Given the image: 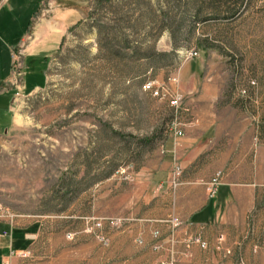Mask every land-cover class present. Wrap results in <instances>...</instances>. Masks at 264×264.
Masks as SVG:
<instances>
[{
  "label": "rangeland",
  "instance_id": "374dc122",
  "mask_svg": "<svg viewBox=\"0 0 264 264\" xmlns=\"http://www.w3.org/2000/svg\"><path fill=\"white\" fill-rule=\"evenodd\" d=\"M88 7L86 0H47L42 14L62 26L87 17L62 42L45 31L35 44L41 16L29 18L39 4L2 6V13L16 12L17 33L33 26L21 59L25 87L0 97V221L27 218L39 230L31 252L15 264H102L111 225L131 222L121 218L132 206L128 185L112 194L107 179L113 173L128 179L156 163L173 123L183 129L199 93L220 95L227 129L239 130L237 151L255 149L251 133L264 149V0H88ZM46 67L47 85L33 92L45 82ZM166 92L182 94L183 104L173 106ZM231 180L238 188L246 182L235 174ZM172 219L175 228L182 222ZM247 220L237 233L258 242V260L252 247L248 264H264V186ZM239 240L221 239L217 247L246 255Z\"/></svg>",
  "mask_w": 264,
  "mask_h": 264
},
{
  "label": "crops",
  "instance_id": "0c3cea01",
  "mask_svg": "<svg viewBox=\"0 0 264 264\" xmlns=\"http://www.w3.org/2000/svg\"><path fill=\"white\" fill-rule=\"evenodd\" d=\"M12 1L7 0L5 4ZM31 1L39 4V8L32 13L29 21L41 16L35 25V44L43 39L45 31L60 34L62 42L71 27L87 17L79 18L72 25L64 23L62 26L42 14L47 0ZM2 6L0 34L4 36L0 38L1 98L8 94L14 95L17 91L10 84L12 51L29 37L33 27L28 26V32L23 35L14 31L18 22L17 14L15 11L2 13ZM10 18L13 22L8 23ZM7 24L11 25L10 31L4 30ZM47 70L48 67L44 70L45 82L37 84L33 92L47 85ZM219 97L218 93L203 92L190 99L191 112L181 119L184 135L176 138L173 134L167 138L161 145L156 163L145 164L139 170L132 171L128 179L119 173H113L107 179L112 181V194L128 185L132 192L129 197L132 206L129 207L131 214L121 218L131 222L120 224L118 220V223L111 225L110 246L108 251L102 253V264H248L251 258L247 257V252L252 251V247L255 260H258V242L254 245L247 243V239L241 238L237 230L240 226H249L248 215L255 207L258 189L264 186V149L257 144L262 142H253L256 138L251 133L249 143H256L255 149L237 151L239 130L227 129L225 114L219 107ZM8 109L12 111V102ZM177 166L181 174L178 177L179 184L173 191L169 186ZM218 171L223 172L222 183L217 196L211 197L207 182ZM232 174L246 181L243 188H238L231 180ZM121 181L126 182L121 184ZM172 199L174 204L167 203ZM112 200H116V196L113 195ZM174 216L182 220L177 228L174 227ZM35 227L33 221L27 218L13 225L8 221H0V264H15L20 254L31 252L39 231ZM155 231L160 232L159 236L154 235ZM238 237L240 245L247 246L246 255L241 251L226 252L220 250L223 247H217L221 239L233 243V239L237 240ZM140 239L143 241L141 245L138 244ZM201 241L206 242L207 247L203 248ZM155 243L162 244L163 248L154 250L152 245ZM262 256L260 254L259 258ZM173 260L175 262L171 263Z\"/></svg>",
  "mask_w": 264,
  "mask_h": 264
},
{
  "label": "built area",
  "instance_id": "2783aa9c",
  "mask_svg": "<svg viewBox=\"0 0 264 264\" xmlns=\"http://www.w3.org/2000/svg\"><path fill=\"white\" fill-rule=\"evenodd\" d=\"M28 40H32V37L29 35ZM28 42V41H27ZM23 42V45L19 48H16L12 53V80L11 84L14 86L17 90V95H20L22 90L24 89L25 85L22 82V56L24 55V48L27 47L28 43ZM146 88L150 91H154L155 95L159 94V90L155 87L154 82H149L146 85ZM166 95L169 96L170 103L175 106L176 108H179L183 104L184 97L182 94L175 93L172 94L170 92H166ZM181 122L177 121L173 123V134L177 137H182L184 135V130L180 127ZM181 174V169L179 166H177L174 171L171 178V182L174 187H177L179 184L178 177ZM223 176V173L218 171L215 176H213L208 182H207V188L209 191V195L211 197L215 196L218 193L219 186L221 184V178ZM206 243L203 242L202 246H205Z\"/></svg>",
  "mask_w": 264,
  "mask_h": 264
},
{
  "label": "trees",
  "instance_id": "16d2710c",
  "mask_svg": "<svg viewBox=\"0 0 264 264\" xmlns=\"http://www.w3.org/2000/svg\"><path fill=\"white\" fill-rule=\"evenodd\" d=\"M79 22H81V21H79ZM146 140H147V139H144L145 142H147ZM144 141H142V142H144ZM148 141H150V140H148ZM145 142H144V143H145ZM140 145H141V143H140ZM110 173H111V172H110Z\"/></svg>",
  "mask_w": 264,
  "mask_h": 264
}]
</instances>
